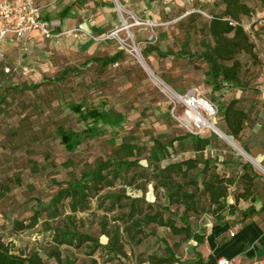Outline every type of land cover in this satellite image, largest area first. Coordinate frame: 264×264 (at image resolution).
Segmentation results:
<instances>
[{
	"label": "rangeland",
	"instance_id": "obj_1",
	"mask_svg": "<svg viewBox=\"0 0 264 264\" xmlns=\"http://www.w3.org/2000/svg\"><path fill=\"white\" fill-rule=\"evenodd\" d=\"M40 2L45 11L55 12V20L60 18L57 11L60 3L52 9L45 5L46 0ZM106 2L113 4L112 9L105 8ZM84 4L82 11L67 20L63 29L59 30H73L71 33L53 40L39 35L32 41H17L11 44V49L4 50V56L0 55V92L8 85L25 81L43 82L38 90L12 93L0 110V236L15 243L20 250L38 248L48 264H55V261L48 259L43 249L49 245L45 238L47 233H42L43 222L46 219L52 223L56 221L49 218L45 204L49 203L61 185H66L67 180L80 175L88 164L101 156L106 157L115 148L109 141L114 135L109 128L104 135L87 140L76 152H68L61 144L56 128L59 123L79 127L77 116L68 106L69 102H83L124 112L128 120L120 130L118 141L121 136L132 134L138 136L141 143L151 146L154 136L163 135L164 141H167L194 129L184 121L185 107L177 102L174 91L185 94L198 86L219 107L230 101L227 92L215 94L213 80L208 75V62L199 56L187 54V51L196 53L203 50L205 34L201 26L212 15L223 10L221 0H85ZM250 4L257 11L264 7L257 1ZM255 16L256 13L253 14ZM253 17H244L243 21L250 24ZM95 27L101 31L94 30ZM75 28H83L85 32L74 31ZM256 32L252 36L254 42ZM148 45H154L169 55L160 58L154 53L146 57L142 49ZM136 46L141 50L149 70L165 84L157 82L143 64L135 51ZM120 50L124 54L115 64L104 67L93 59L113 55ZM239 58L244 63L243 82L254 86L264 71L263 63L245 52L239 54ZM8 66L12 68L11 71L7 70ZM68 67L74 69L65 81H49ZM229 92L234 93L235 87ZM216 125L221 130V127H226L221 112ZM211 134L218 135L210 128L203 133L204 136ZM229 138L245 153L218 135L213 137L212 144L204 154L217 161L218 171L232 178L231 195L245 188L240 169L245 162L254 165L257 183L262 186L264 164L261 166L238 140ZM174 154L173 160H178L194 152L188 146L178 145ZM142 163L147 164V160L143 159ZM4 186L9 189L6 190ZM108 192L144 196L158 207L167 204L163 190L155 189L153 182L143 186L129 184L128 180L117 181L114 186L102 191L99 199H104L103 207L100 206L101 201L95 199L91 209L78 215L84 218L86 228H91L96 235H100L99 220L104 216H108L111 226L121 224L123 227L122 222L116 219L121 209H106L111 204L109 199L104 198ZM36 209L41 210L39 223L34 228L15 231V220L25 219L26 224L30 223V215ZM172 210L171 214L177 218L178 224H183L180 216L185 207L175 206ZM69 213L70 209L66 208V214ZM169 214L166 212V216ZM187 217L195 232L199 233H206L215 221L211 212L190 213ZM153 228L155 233H150L142 241L136 239L130 242L127 235L124 237L126 256L108 261L107 256L98 252L94 258L99 264H156L151 256L165 255L167 244L174 248L181 260L190 258L193 240H184L168 227L152 225L148 231ZM101 241L107 243L108 237L102 235ZM85 250V247L70 248V252L78 256V264H94L93 257Z\"/></svg>",
	"mask_w": 264,
	"mask_h": 264
},
{
	"label": "trees",
	"instance_id": "obj_2",
	"mask_svg": "<svg viewBox=\"0 0 264 264\" xmlns=\"http://www.w3.org/2000/svg\"><path fill=\"white\" fill-rule=\"evenodd\" d=\"M221 1L224 5L223 10L212 15L201 26L205 34L202 39L203 50L196 53L187 51L190 56H199L208 62V75L213 80L215 90H220L225 85L237 86L244 83V63L239 58V54L245 52L254 60L258 58L251 32L243 26L230 25L228 19L243 21L244 17H253L257 10L250 4L252 1L264 5V0ZM94 30L101 31L98 27ZM142 52L146 57L154 53L160 58L169 55L168 52L154 45L146 46ZM123 54L124 51L120 50L113 55L93 59L106 67L119 61ZM73 69L65 68L49 81H65ZM42 85L43 82L25 81L6 86L0 92V110L8 102L12 93L38 90ZM68 106L77 116L80 124L79 127L64 123L57 125L56 133L68 152H76L87 140L104 135L109 128L114 133L109 141L115 145V148L106 157L101 156L88 164L80 175L67 180L66 185H61L49 203L45 204L46 210L48 207L49 218L56 222L52 223L47 219L43 222L42 233H47L44 235L49 241V245L44 246L43 249L47 258L53 259L55 264H78L79 258L70 252V248L82 247H85L86 253L93 257L94 264H99L94 258L98 252L107 256L108 261L119 259L127 255L124 237L127 235L130 242L136 239L142 241L143 238L149 237L150 233H155V228L148 231L152 225L171 228L184 240H194L200 243L204 240L205 234L195 232L187 217L190 213L211 212L215 218L214 230L222 227L227 223V217L238 211H241L243 220L256 213L255 197H252L253 202L246 209L239 208L241 197L248 199L253 194L257 178V173L253 170L254 165L251 162L241 164L243 169L241 177L246 186L244 192L237 196L236 201L230 202L228 200L229 184L233 183L232 178L218 171L217 161L204 154L212 144L213 137H218V135L204 136V132L201 134L186 132L167 141H164L163 135H158L152 138L153 144L150 146L141 143L138 136L129 134L121 136L119 142L120 130L128 120L124 112L105 106L87 105L83 102H69ZM219 110L226 122V127H221L222 130L240 142L241 133L249 118L248 108L241 104L240 99L234 98L226 104H221ZM178 145L188 146L194 154L173 160L174 151ZM244 148L251 154L248 148ZM143 159L147 160V164L142 163ZM165 161L168 162L164 163ZM121 180H128L129 184L137 183L143 186L153 182L155 189L163 190L167 204L158 207L144 196H132L126 192H108L104 198L109 199L111 204L106 209L108 211L116 210L118 207L121 209V214L116 216V219L122 222L123 227L121 224L111 226L108 216H104L99 220L100 235H96L91 228H86L84 218L78 215L91 209L95 199L101 201L100 206L103 207L104 199H99L102 191ZM4 188L9 189L8 186ZM175 206L185 207L184 213L180 216L183 223L181 225L171 214L172 207ZM66 208H69L71 213L66 214ZM166 212L170 214L166 216ZM40 217L41 210L36 209L30 215V223L26 224L25 219L15 220V231L34 228L39 223ZM102 235L108 237L107 243L101 241ZM151 259L156 264H175L181 261V257L169 244L166 245L165 255L154 254ZM0 264H48V262L38 248L20 250L17 249L15 243L6 241L0 236Z\"/></svg>",
	"mask_w": 264,
	"mask_h": 264
},
{
	"label": "crops",
	"instance_id": "obj_3",
	"mask_svg": "<svg viewBox=\"0 0 264 264\" xmlns=\"http://www.w3.org/2000/svg\"><path fill=\"white\" fill-rule=\"evenodd\" d=\"M46 1L45 5L47 7L50 6L52 9L56 7L57 3H60L57 10L60 18L55 20V12L49 13L47 10L45 11L40 0H36L43 16L56 22L55 30L57 31L62 30L66 21L71 17H76L77 13L81 12L85 5V0ZM112 7L113 4L111 2L105 3V8L112 9ZM260 17H264V7L256 12L253 20ZM80 26H84V24ZM255 30L257 31L255 42L257 59L263 63L260 64L264 69V24L257 23L250 28L249 31L252 36L255 35ZM39 35H42L40 31H34L22 38L10 36L3 41V49H11V44L17 41H32ZM233 86L235 87V92L231 94L229 91ZM218 92H227L226 95L230 101L234 98L240 99L241 104L248 108L249 118L241 133L240 143L250 150L252 157L260 162L262 166L264 164V71H262L261 77L254 86L251 84L225 85L220 90H216L215 94ZM240 169L243 172L242 166ZM231 185L229 184L230 194L228 200L235 202L237 196L242 194L245 188L240 193L232 196ZM258 186L256 179L253 194L248 199L241 197L239 202V208L246 209L253 202L252 197H255L257 211L252 217L243 220L241 211L234 215H229L227 223L222 227L214 230L212 226L204 233L205 238L202 242L198 243L193 240L190 258L188 260L183 259L176 264H217V260L220 257L234 258L239 264H264V209H262L264 205V184ZM232 232L235 235H232Z\"/></svg>",
	"mask_w": 264,
	"mask_h": 264
},
{
	"label": "built area",
	"instance_id": "obj_4",
	"mask_svg": "<svg viewBox=\"0 0 264 264\" xmlns=\"http://www.w3.org/2000/svg\"><path fill=\"white\" fill-rule=\"evenodd\" d=\"M228 20L230 25L245 28L251 27L254 23L264 24V17L256 18L250 24L236 19L229 18ZM55 26L56 22L54 20L43 16L36 0H0V55L4 56L3 41L10 36L22 38L34 31H40L45 38L53 40L73 31H57ZM74 31L85 32L83 28H75ZM24 68L28 70L27 67ZM11 69L10 66L7 67L8 71H11ZM173 93L177 102L185 107L183 119L194 128L191 133L201 134L206 129L217 126L219 106L200 87L195 86L185 94L175 91ZM232 235H235V233L232 232ZM217 264L239 263L234 258L220 257Z\"/></svg>",
	"mask_w": 264,
	"mask_h": 264
},
{
	"label": "bare ground",
	"instance_id": "obj_5",
	"mask_svg": "<svg viewBox=\"0 0 264 264\" xmlns=\"http://www.w3.org/2000/svg\"><path fill=\"white\" fill-rule=\"evenodd\" d=\"M135 51H136L137 54L139 55V57H140V59L142 60L143 64H144V65L147 67V69L149 70L148 65H147L145 59L143 58V56L141 55V50L138 48V46H136ZM149 71H150L151 74L155 77V79H156L157 82H161V83H164V84H165V82H163V80H162L161 78H159V76H157V75H156L154 72H152L151 70H149ZM168 89H170V88L168 87ZM171 91H172V90H171ZM212 129H213L214 131L218 132L222 137L228 139V140H229L232 144H234V145H235L240 151H242L243 153H245V151H244L241 147H239V146L237 145V143L233 141V139L229 138V137L227 136V134H226L223 130H221L218 126H212Z\"/></svg>",
	"mask_w": 264,
	"mask_h": 264
},
{
	"label": "water",
	"instance_id": "obj_6",
	"mask_svg": "<svg viewBox=\"0 0 264 264\" xmlns=\"http://www.w3.org/2000/svg\"><path fill=\"white\" fill-rule=\"evenodd\" d=\"M216 132V131H215ZM219 136H221L218 132H216ZM228 136V135H227ZM222 137V136H221ZM229 137V136H228Z\"/></svg>",
	"mask_w": 264,
	"mask_h": 264
}]
</instances>
